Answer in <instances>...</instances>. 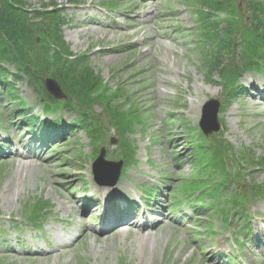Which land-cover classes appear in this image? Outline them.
Returning <instances> with one entry per match:
<instances>
[{"label":"rangeland","instance_id":"rangeland-1","mask_svg":"<svg viewBox=\"0 0 264 264\" xmlns=\"http://www.w3.org/2000/svg\"><path fill=\"white\" fill-rule=\"evenodd\" d=\"M26 1L35 8L49 3L65 8L69 22L63 28V36L72 55L86 54L92 69L108 88L122 86L132 96V104L139 109L132 116L133 130L137 131L133 136L136 158L128 171L140 183L137 188L131 185L127 188L129 194L159 189L153 197L158 217L148 227L153 236L147 242L140 238L138 229L136 233L128 225L120 227L118 235L102 239L105 234L97 231L95 218L83 211L85 190L92 187L90 168L94 152L103 147L107 150V159L119 156L117 129L107 125L105 134L93 142L84 131H70L62 136L63 143L58 142L52 150L45 144L38 149L39 143L34 145L31 141L33 132L26 134L25 123L15 120L16 110L20 111L15 106L24 103L23 112L31 115L32 108L41 110L42 100L26 80L15 84L11 80L14 98L0 86V128L7 133L0 132V151L4 149L0 155V264H221L207 250V230H200L201 225L207 224L195 227L191 220L190 225H181L177 221L180 210L171 207L179 191L187 194L177 180L192 177L193 151L189 144L203 137L198 128L201 109L210 99L222 104L225 98L218 74L212 75V81L205 76L200 52L180 33V30L191 31L192 9L183 0ZM105 1L118 5L112 13L114 20L103 18L95 8H84L105 7ZM231 2L232 16L229 13L227 21L233 30H239L248 21L247 10L243 0ZM40 44L39 40L37 45ZM235 48L233 56L238 55V60L243 61L242 47ZM263 78V72L246 74L240 86L252 93L251 87L260 86ZM70 107L78 112L75 101ZM142 107L143 112L150 111L153 116L138 115ZM54 110L62 118V127L77 119V115L60 105ZM103 111L102 106L93 109L95 115ZM218 119L225 131L222 137L235 149L253 152L255 161L264 158V105L256 97L245 96L221 107ZM157 135L159 140H155ZM7 142L15 144L2 147ZM254 170L251 178L264 189V173ZM165 175L171 179H165ZM231 179L238 193L245 196L240 210L251 202L252 216L249 215L257 222H264V193L262 197L253 196L251 201L249 186ZM37 200L45 201L50 207L39 231L21 221L25 219V210ZM78 216L83 221L72 225ZM217 220L208 218L206 223L213 228L219 225ZM141 227L144 231V226ZM60 238L69 239L59 247ZM6 241L14 249L12 255L5 249ZM243 241L242 254L247 263L264 264V244L252 239ZM26 250L31 254H24Z\"/></svg>","mask_w":264,"mask_h":264},{"label":"trees","instance_id":"trees-1","mask_svg":"<svg viewBox=\"0 0 264 264\" xmlns=\"http://www.w3.org/2000/svg\"><path fill=\"white\" fill-rule=\"evenodd\" d=\"M196 2L205 8L218 10L225 8L230 0H196ZM246 2L247 8L251 11L249 15L251 22L243 41L245 40L248 45L251 57L249 62L243 65V69L236 68L231 73L235 75L241 70L246 71L255 67L254 60L263 58L264 6L259 0H246ZM51 6L53 10L49 12L30 11L32 6L26 0H0V63L16 67L20 75H13L14 79L24 76L31 85H34L41 80V76L50 75L59 81L70 100L83 98L86 102H93L92 94L99 87L100 80L94 75L85 56H80L75 62L65 58L70 54L62 34V28L67 22L63 10L58 9L53 3ZM45 9H47L46 5H44ZM37 37H40V45L36 44ZM229 48L230 44H220L217 47L218 53L206 55L208 68L212 70L221 68V59L225 54L222 50ZM223 68L221 70L225 77L228 72H226L227 68ZM6 72L0 68V77L4 78ZM41 92L49 103L54 102L45 93L43 87ZM227 193L226 191L222 193L219 186L215 197ZM30 215L33 220L38 218L37 213L32 212Z\"/></svg>","mask_w":264,"mask_h":264},{"label":"water","instance_id":"water-1","mask_svg":"<svg viewBox=\"0 0 264 264\" xmlns=\"http://www.w3.org/2000/svg\"><path fill=\"white\" fill-rule=\"evenodd\" d=\"M45 88L46 91L52 95L55 99H60L61 98V94H60V89L57 85V83L53 80H45ZM218 110V103L217 102H209L206 107H205V119H208L207 122V129H206V134H209L213 131H217L218 127H217V123H216V113ZM208 123H210V126H208ZM101 160V158H99L97 160V163H99Z\"/></svg>","mask_w":264,"mask_h":264},{"label":"bare ground","instance_id":"bare-ground-1","mask_svg":"<svg viewBox=\"0 0 264 264\" xmlns=\"http://www.w3.org/2000/svg\"><path fill=\"white\" fill-rule=\"evenodd\" d=\"M180 144V143H179ZM20 166V165H19ZM83 219L84 218H81V217H77L76 218V221L74 220V221H72V225H75V223H81V221H83ZM118 227H120V226H118ZM118 227H116L115 225H113L112 226V228H110L109 230H107L106 232H105V236H103L102 237V239H107L109 236H116V235H118L119 234V232H120V230L119 229H117ZM131 228H135V230H137V226L134 224V225H132L131 226ZM136 232V231H135ZM137 233V232H136ZM141 236H140V238L142 239V240H144V241H148L153 235L149 232V230H147L146 232H142L141 234H140ZM6 251L8 252V254L9 255H12L13 253H14V249L11 247V245H10V243L8 242V241H6ZM58 243L60 244V245H62L63 243H64V241L62 240V239H58Z\"/></svg>","mask_w":264,"mask_h":264}]
</instances>
